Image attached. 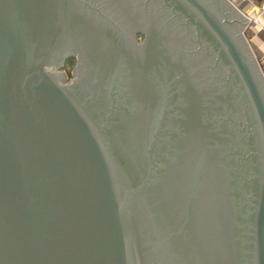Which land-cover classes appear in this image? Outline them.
Instances as JSON below:
<instances>
[{"label": "water", "instance_id": "water-1", "mask_svg": "<svg viewBox=\"0 0 264 264\" xmlns=\"http://www.w3.org/2000/svg\"><path fill=\"white\" fill-rule=\"evenodd\" d=\"M249 20L232 0H0V264H264Z\"/></svg>", "mask_w": 264, "mask_h": 264}, {"label": "crops", "instance_id": "crops-1", "mask_svg": "<svg viewBox=\"0 0 264 264\" xmlns=\"http://www.w3.org/2000/svg\"><path fill=\"white\" fill-rule=\"evenodd\" d=\"M232 2H234L245 14L258 16L260 19V25L258 27L249 25L250 29H248L249 27L247 28L246 36L264 69V11L260 10L258 7L255 9L247 0H232Z\"/></svg>", "mask_w": 264, "mask_h": 264}, {"label": "rangeland", "instance_id": "rangeland-1", "mask_svg": "<svg viewBox=\"0 0 264 264\" xmlns=\"http://www.w3.org/2000/svg\"><path fill=\"white\" fill-rule=\"evenodd\" d=\"M247 1L250 3V5H253L255 7V9L257 7H260V6H262L264 4V3L263 4H259L255 0H247ZM247 28L245 29V34H246ZM248 29H250V27ZM135 37H136V40H137V42L139 44H142V43H144L146 41V34L143 31H137L136 34H135ZM70 57L71 58H69L68 60L66 59L64 65L59 70L60 73L61 72L64 73L67 83H70V82H72L74 80V70H75V68L78 65V56H70Z\"/></svg>", "mask_w": 264, "mask_h": 264}, {"label": "built area", "instance_id": "built-area-1", "mask_svg": "<svg viewBox=\"0 0 264 264\" xmlns=\"http://www.w3.org/2000/svg\"><path fill=\"white\" fill-rule=\"evenodd\" d=\"M260 10L264 11V4L260 7H258ZM245 14V13H244ZM245 16L250 19L249 25H254L255 27H258L260 25V19L258 16H250L248 14H245Z\"/></svg>", "mask_w": 264, "mask_h": 264}, {"label": "trees", "instance_id": "trees-1", "mask_svg": "<svg viewBox=\"0 0 264 264\" xmlns=\"http://www.w3.org/2000/svg\"><path fill=\"white\" fill-rule=\"evenodd\" d=\"M257 3H259V4H263L264 3V0H255ZM69 58H71V57H68L67 58V60L69 59Z\"/></svg>", "mask_w": 264, "mask_h": 264}]
</instances>
